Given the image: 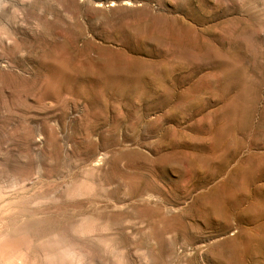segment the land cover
<instances>
[{"label": "rangeland", "instance_id": "rangeland-1", "mask_svg": "<svg viewBox=\"0 0 264 264\" xmlns=\"http://www.w3.org/2000/svg\"><path fill=\"white\" fill-rule=\"evenodd\" d=\"M0 264H264V0H0Z\"/></svg>", "mask_w": 264, "mask_h": 264}, {"label": "bare ground", "instance_id": "bare-ground-1", "mask_svg": "<svg viewBox=\"0 0 264 264\" xmlns=\"http://www.w3.org/2000/svg\"><path fill=\"white\" fill-rule=\"evenodd\" d=\"M13 247V246H12ZM11 251H12V249H11Z\"/></svg>", "mask_w": 264, "mask_h": 264}]
</instances>
